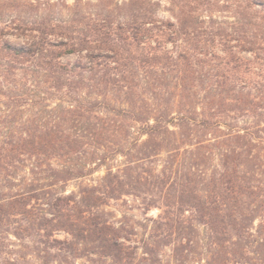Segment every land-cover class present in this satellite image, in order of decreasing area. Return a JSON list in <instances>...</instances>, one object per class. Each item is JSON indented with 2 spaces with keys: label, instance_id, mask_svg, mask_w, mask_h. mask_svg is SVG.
<instances>
[{
  "label": "trees",
  "instance_id": "1",
  "mask_svg": "<svg viewBox=\"0 0 264 264\" xmlns=\"http://www.w3.org/2000/svg\"><path fill=\"white\" fill-rule=\"evenodd\" d=\"M136 3L150 6L148 0H132V25L118 24L115 29L92 15L86 24L84 19L83 23L44 20L14 30L0 28L1 56L10 63H30L57 82L67 78L69 93L77 94L70 96L73 104L63 109L72 117L64 130L68 132L55 127L53 132L10 134L0 139V264H77L83 257L90 264H96L95 257L100 264H165L162 257L173 264H264V123L239 129L221 120L248 115L251 107L254 114L263 109L260 100L264 96L253 94L249 86L264 80V75L249 61L252 67L243 71L241 58L230 52L207 57L184 50L172 55L166 45L181 30H171L175 25L155 18L152 11L135 8ZM6 35L23 39V44L11 45L4 40ZM106 38H111V43L130 41L132 46V57L128 58L132 74H123L122 80L124 88L132 89L133 99L140 94V105L134 102L132 112L122 113L132 114L131 120L142 125L146 136L136 142L142 154L132 157V163L149 161L159 151L174 154L172 158L178 163L182 160L180 176V170L171 175L144 165L133 169L132 191H148L158 210L156 217L149 219V235L139 240L133 232L132 240L122 236V230L107 221L99 208L100 203L118 195L122 185L119 173L109 170V177L100 185L83 187L79 196L56 190L58 184L85 178L101 165L87 169L90 158L85 146L96 150L107 146L100 142L105 133L108 144L121 145L115 142L118 131L106 129L99 115L113 113L99 107L96 92L109 82L108 69L121 77L125 72L119 71L123 58ZM200 45L206 44L198 42L192 49ZM254 49L242 51L253 53ZM64 54L76 55L78 61L70 67L62 65L59 60ZM195 66L221 71L215 75L217 85L203 89L200 112L188 107L191 100L198 99L192 82L200 79L201 73ZM127 76H132V87ZM86 78L90 83L85 85L96 98L78 95ZM172 80L177 82L175 86H171ZM228 83L236 86L226 92L221 88ZM13 100L17 102V98ZM173 106L181 113L177 117L171 114ZM223 126L226 133L220 131ZM200 128L213 136L216 132L224 135L213 142L195 140L192 133ZM116 151L120 150L111 154ZM80 155L87 161L72 164ZM59 157L70 164H52V159ZM162 248L168 249V254Z\"/></svg>",
  "mask_w": 264,
  "mask_h": 264
},
{
  "label": "rangeland",
  "instance_id": "2",
  "mask_svg": "<svg viewBox=\"0 0 264 264\" xmlns=\"http://www.w3.org/2000/svg\"><path fill=\"white\" fill-rule=\"evenodd\" d=\"M148 1H150V6L145 3H136L134 7L152 11V15L155 18L166 23H172L175 27H169L171 30H181V33L172 38V42L166 45V49L172 55L176 56L184 50L188 53L200 52L207 54V57L209 54L224 56L226 52H230L236 57L241 58L243 71L250 67L251 64L249 65L247 62L249 61L256 64L254 65L256 70L264 75V0ZM132 13L135 14V11H132V0H0V28L9 26L14 30L25 24H34L44 20L67 21L75 19L83 23L82 19H84V23L86 24L87 18L92 15L95 18L99 17L104 20L108 28L115 29L118 24L126 23L131 26ZM182 27L183 30L181 29ZM124 29H128V27L125 26ZM6 30L4 29V31ZM4 40H7L11 45L21 46L23 44V39L15 36L6 35ZM109 40L111 38H106L105 42L110 46L114 45L117 54L123 58L120 61V64L123 66H119V71L125 72L122 73L121 77L119 76L120 74L116 75V71L112 73L107 68L109 72H107L106 78L108 77L109 82L101 84L99 91H96L99 92L97 93L99 97L94 94V91L86 87L90 83L86 78L84 84L80 85L82 89L78 95L92 99L97 97L101 102L99 107H103L102 110L105 108V110L113 112L112 114L100 113L99 115L106 129L118 131L115 142L120 143L122 146L108 144V138L105 136L106 133L103 134L100 142H103L107 146L99 147L100 149L98 150L94 146H85L84 149L89 151L87 157L90 159L87 161L86 156L80 155V157L75 156L76 159L71 161L72 164L87 161L89 162V165H86L87 169L94 167L96 164H101L97 170L91 171V175L85 178L72 179L58 184L56 190L60 193L79 196L83 187L100 185L104 177L105 179L109 177V170L112 173H119L122 178V185L117 190L118 195L115 199H109L105 203H100L99 208L103 211L104 218L107 221L122 230V236H129L132 240L133 232L136 234L133 237L139 240L140 237L149 235L152 228L149 219L155 218L158 210L152 205L151 201L153 199L150 197L148 191L143 189L132 191V175L135 177L133 169L138 166L140 169L144 165L146 169L150 168L156 173L166 170L167 174L171 175L180 170V176V163L182 160L178 163L179 161H175L172 158L174 154L170 155L167 151H159L157 156L155 155V158L149 161L132 163V157H135L136 154H142V152H139L140 148L136 145V142L140 143L146 139V136L143 134L144 131L141 130L142 125L134 123L131 120V117L134 119L132 114L122 113V110L132 112L134 102L136 106L140 105L137 101L140 94H136L133 99L132 89L124 88L122 80L124 78L123 74H132V61L128 60L129 57H132V46L128 45L130 41L124 43V41L119 39L111 43ZM198 42L206 45H200L196 50L192 49L193 44ZM252 46L255 48L253 53L242 51ZM201 47L204 48L202 49ZM198 57L203 58L201 55H198ZM256 58H259V60ZM77 61L78 57L76 55L64 54L60 58L59 63L70 67ZM205 68L206 70L195 66V69L201 73V78L192 82L198 99L191 100V106L188 103V107H194L197 112H200L202 109L200 98L203 96L204 90L210 85H217L216 80H218V76L215 75L221 72H218L217 69L211 66H206ZM208 76L210 79H208ZM104 78L102 77V80ZM68 80L62 77L57 82L48 74L43 73L39 69H34L30 63H10L0 55V139L2 140L10 134H38V131L48 132V129L55 130V127H60L58 129L60 132H68L64 130L67 128V124H69V120L72 117L65 113L63 109L68 107V104H73L74 99L70 98V96H77V94L74 95L71 91L69 93L70 83ZM97 80L100 81V78ZM127 80L132 87V76L130 78L127 76ZM257 82L258 84H253L249 88H252L253 94L264 96V80H257ZM175 84L177 82L172 80L171 86H175ZM239 84L241 83L237 82V85ZM235 86L231 83L223 84L221 89H226L225 91L227 92L235 88ZM139 89H143V87ZM16 98L17 102L16 100L12 101V99ZM260 101L262 102L261 107L263 109L258 110L256 114L251 113V110H253L251 107L248 115L243 113L236 114L237 118L234 120L228 117H222L221 120L223 122L226 121V123L233 127L238 126L239 129L251 127L253 123L263 124L264 99ZM171 108V114H176L175 117L181 114L178 112V108L174 106ZM161 110H164V108L162 107ZM114 112L119 114V116H115ZM208 112L207 110L205 114H208ZM43 125L45 127H42ZM36 126L40 127L35 128ZM83 126L85 125L83 124ZM169 127L171 130L178 131L177 127H171L170 125ZM225 128L223 126L220 131L222 130L226 133L227 129ZM51 132L53 131L51 130ZM192 134L195 140L198 139L204 142H213V138L224 135L223 133L216 132L215 136H213L212 133L209 131L205 132L201 128L195 130ZM182 140L185 142L184 139ZM86 142L91 141L88 140ZM179 146L183 147L182 144ZM112 150H120L121 152L116 151L111 154ZM209 150H213V147L209 148ZM104 156L107 157H105V162L100 163ZM52 160H55L54 162L51 161L52 164H70L67 159L64 160L62 157ZM214 163H217L215 158ZM176 176L178 174L174 175V179ZM256 226L257 221H255L252 228L255 229ZM161 250L165 254L169 252L165 248ZM138 255L141 256L140 250L138 251ZM162 259H164L163 262L165 264H173L168 257H162ZM87 260L83 257L76 262L77 264H90ZM94 260L96 264H100L97 257ZM108 262L106 264H109Z\"/></svg>",
  "mask_w": 264,
  "mask_h": 264
}]
</instances>
